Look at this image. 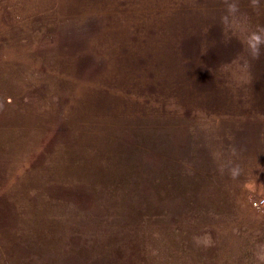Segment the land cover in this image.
Wrapping results in <instances>:
<instances>
[{
    "label": "rangeland",
    "instance_id": "rangeland-1",
    "mask_svg": "<svg viewBox=\"0 0 264 264\" xmlns=\"http://www.w3.org/2000/svg\"><path fill=\"white\" fill-rule=\"evenodd\" d=\"M264 0H0V264H264Z\"/></svg>",
    "mask_w": 264,
    "mask_h": 264
},
{
    "label": "built area",
    "instance_id": "built-area-1",
    "mask_svg": "<svg viewBox=\"0 0 264 264\" xmlns=\"http://www.w3.org/2000/svg\"><path fill=\"white\" fill-rule=\"evenodd\" d=\"M263 202H264L263 200H256V201H254V205L258 207L261 204H263Z\"/></svg>",
    "mask_w": 264,
    "mask_h": 264
}]
</instances>
